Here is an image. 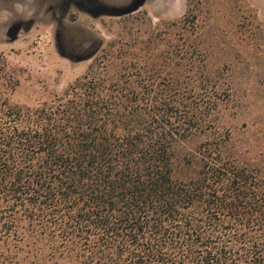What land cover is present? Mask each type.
<instances>
[{
  "label": "trees",
  "instance_id": "1",
  "mask_svg": "<svg viewBox=\"0 0 264 264\" xmlns=\"http://www.w3.org/2000/svg\"><path fill=\"white\" fill-rule=\"evenodd\" d=\"M193 54L116 80L91 65L36 107L0 97V264L23 220H50L80 264H264L263 152Z\"/></svg>",
  "mask_w": 264,
  "mask_h": 264
},
{
  "label": "rangeland",
  "instance_id": "2",
  "mask_svg": "<svg viewBox=\"0 0 264 264\" xmlns=\"http://www.w3.org/2000/svg\"><path fill=\"white\" fill-rule=\"evenodd\" d=\"M195 51L208 56L197 66L222 69L238 106L237 140L264 159V0H0V97L11 105L50 101L91 65L92 76L116 80L133 64L182 65ZM42 224L30 233L20 222L12 264H80L53 223Z\"/></svg>",
  "mask_w": 264,
  "mask_h": 264
},
{
  "label": "water",
  "instance_id": "3",
  "mask_svg": "<svg viewBox=\"0 0 264 264\" xmlns=\"http://www.w3.org/2000/svg\"><path fill=\"white\" fill-rule=\"evenodd\" d=\"M138 1H140L141 2V0H138ZM137 6H139V5H137ZM137 6H135V8L134 9H136L137 8ZM133 9V10H134ZM17 29H14V30H12L10 33H9V36H11V37H13L14 35H15V33H17Z\"/></svg>",
  "mask_w": 264,
  "mask_h": 264
}]
</instances>
